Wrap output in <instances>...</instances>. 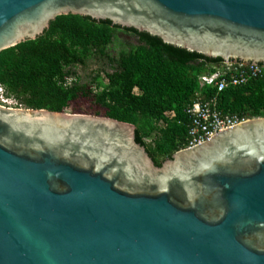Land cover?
Masks as SVG:
<instances>
[{
    "label": "water",
    "instance_id": "95a60500",
    "mask_svg": "<svg viewBox=\"0 0 264 264\" xmlns=\"http://www.w3.org/2000/svg\"><path fill=\"white\" fill-rule=\"evenodd\" d=\"M67 14L264 65V0H0V52ZM0 264H264V117L157 166L132 123L0 105Z\"/></svg>",
    "mask_w": 264,
    "mask_h": 264
},
{
    "label": "trees",
    "instance_id": "16d2710c",
    "mask_svg": "<svg viewBox=\"0 0 264 264\" xmlns=\"http://www.w3.org/2000/svg\"><path fill=\"white\" fill-rule=\"evenodd\" d=\"M119 30L132 33L138 42L112 56L108 48ZM94 58L109 62L112 71L106 73L107 82L99 75L91 84L78 78L68 81L76 76L77 65ZM222 61L109 20L67 14L52 20L38 38L0 52V83L25 108L65 112L78 97H93L105 108V116L136 126V141L160 166L187 147L190 118L185 109L196 92L217 96L218 108L225 113L264 117V74L219 93L200 87L199 76ZM167 111L176 114L169 119Z\"/></svg>",
    "mask_w": 264,
    "mask_h": 264
},
{
    "label": "built area",
    "instance_id": "2783aa9c",
    "mask_svg": "<svg viewBox=\"0 0 264 264\" xmlns=\"http://www.w3.org/2000/svg\"><path fill=\"white\" fill-rule=\"evenodd\" d=\"M213 71L199 76L200 87H210L217 93L223 90L247 83L253 78L264 74V65L222 61L212 66ZM0 105L10 108H22L18 100L10 96L0 83ZM185 112L190 118L187 137V147L190 148L204 142L241 122L249 119L238 114L225 113L218 108L217 96L206 97L201 91L196 92L192 102ZM175 111L165 112L169 119L175 116Z\"/></svg>",
    "mask_w": 264,
    "mask_h": 264
},
{
    "label": "rangeland",
    "instance_id": "374dc122",
    "mask_svg": "<svg viewBox=\"0 0 264 264\" xmlns=\"http://www.w3.org/2000/svg\"><path fill=\"white\" fill-rule=\"evenodd\" d=\"M137 42L138 39L135 35L124 30H119L117 32V38L109 46L108 51L112 56H117L120 50L128 48L130 45H135L137 44ZM74 71L76 72V76L69 78V82H71L74 78H78L81 83L91 84V81L97 75L101 77V80L104 83L107 82L106 73L111 72L112 69L109 62H107L106 60L94 58L86 65H77L74 68ZM93 85V89L96 90L95 84ZM21 107L25 108L22 105ZM65 112L105 116V108L96 104L95 100L91 96H80L77 99L71 101ZM151 140V138L147 139L148 142H150Z\"/></svg>",
    "mask_w": 264,
    "mask_h": 264
}]
</instances>
